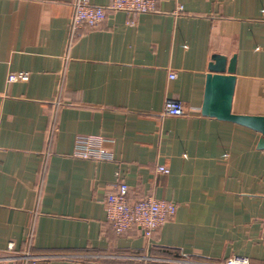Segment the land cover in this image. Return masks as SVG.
Segmentation results:
<instances>
[{
  "label": "crops",
  "instance_id": "obj_1",
  "mask_svg": "<svg viewBox=\"0 0 264 264\" xmlns=\"http://www.w3.org/2000/svg\"><path fill=\"white\" fill-rule=\"evenodd\" d=\"M75 1L0 0V255L13 243L42 264H264V133L203 113L219 54L235 59L231 112L264 117V0H159L73 32ZM22 70L27 82H7ZM168 98L187 114L163 116ZM117 173L131 203H176L151 237L107 221Z\"/></svg>",
  "mask_w": 264,
  "mask_h": 264
},
{
  "label": "built area",
  "instance_id": "obj_2",
  "mask_svg": "<svg viewBox=\"0 0 264 264\" xmlns=\"http://www.w3.org/2000/svg\"><path fill=\"white\" fill-rule=\"evenodd\" d=\"M159 0H112V3L106 7L102 5L92 4L89 0H76L74 5V13L71 19V31H75L82 23H86L91 27L98 25L105 20L108 10L114 12L123 11L133 17L142 13H154L158 10ZM184 10V6L179 4L176 13ZM175 72L170 73V77L174 78ZM29 80L28 71H14L7 76V82H27ZM163 116L173 115L182 116L187 114V110L182 101L168 98L165 101L164 109L161 112ZM93 139L92 136H79L78 141L84 145ZM83 157L107 158L109 154L105 149H101L99 153L88 150L80 151ZM159 173L168 174L170 169L165 165H158ZM117 179L112 185L111 191L107 194L104 201L107 221L112 225L117 235L125 234L135 226H140L145 231V236L151 237L153 232L163 225L167 220L171 219L177 212V205L174 201L157 198L153 195H147L140 198L135 203L129 201V185L117 173ZM264 224V220H263ZM264 240V236H263ZM21 260L23 264H42L40 258L26 252L22 255L14 254V245L10 243L5 253L0 255V264H4L9 260ZM200 264V263H199ZM211 264V263H205ZM213 264H251L249 257L242 254H234L229 256L223 262Z\"/></svg>",
  "mask_w": 264,
  "mask_h": 264
},
{
  "label": "water",
  "instance_id": "obj_3",
  "mask_svg": "<svg viewBox=\"0 0 264 264\" xmlns=\"http://www.w3.org/2000/svg\"><path fill=\"white\" fill-rule=\"evenodd\" d=\"M235 59L231 60L229 68H226V58L219 54L212 56V62L209 64L211 75L208 76L205 92V101L203 113L216 115L221 118L257 128L264 133V117L239 115L231 112L228 101L233 94L235 78L231 75H223L226 70L230 74L235 69Z\"/></svg>",
  "mask_w": 264,
  "mask_h": 264
}]
</instances>
